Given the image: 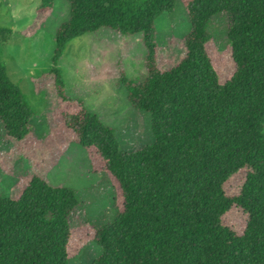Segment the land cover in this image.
<instances>
[{"label":"trees","instance_id":"1","mask_svg":"<svg viewBox=\"0 0 264 264\" xmlns=\"http://www.w3.org/2000/svg\"><path fill=\"white\" fill-rule=\"evenodd\" d=\"M66 1L70 16L47 73L66 103L64 126L93 165L103 163L122 199L114 221L94 229L101 254L91 264H264V0ZM54 2L41 0L38 13ZM177 2L185 3L191 29L184 57L162 70L155 22ZM218 15L227 16L236 68L224 83L207 49ZM103 28L141 34L146 47V79L120 78L129 103L151 118L154 143L136 152L123 151L116 131L67 95L58 67L70 41ZM11 34L0 29V51ZM32 116L0 58V123L9 145L31 133ZM243 169L240 193L231 197L225 185ZM26 180L18 198L0 197V264H70L78 193L36 174ZM235 206L248 215L241 235L223 221Z\"/></svg>","mask_w":264,"mask_h":264},{"label":"rangeland","instance_id":"2","mask_svg":"<svg viewBox=\"0 0 264 264\" xmlns=\"http://www.w3.org/2000/svg\"><path fill=\"white\" fill-rule=\"evenodd\" d=\"M40 3L0 0V29L12 31L0 58L33 110V129L20 142L9 145L0 123V197L18 198L30 174L74 189L82 204L70 219V264H91L101 254V248L93 243L94 229L114 221L122 199L103 163L95 161L93 165L87 151L64 126L60 111L66 103L57 96L54 77L47 73L52 66L56 33L70 16L69 3L55 0L52 11L38 13ZM155 28L158 63L165 70L185 55L182 39L191 29L185 3L177 2L172 13L159 16ZM208 29L212 40L207 49L224 83L236 69L228 42L227 16H216ZM145 56L141 34L125 36L103 28L70 41L58 63L67 95L83 101L91 113L113 128L125 152L154 143L150 115L129 103L128 92L120 84L122 74L137 84L146 79ZM246 174L247 169H243L226 183L229 196L240 193ZM247 220L248 215L237 206L223 218L224 224L240 235Z\"/></svg>","mask_w":264,"mask_h":264}]
</instances>
